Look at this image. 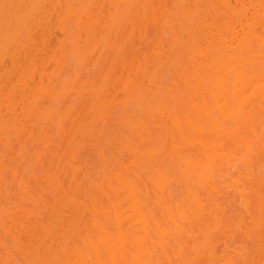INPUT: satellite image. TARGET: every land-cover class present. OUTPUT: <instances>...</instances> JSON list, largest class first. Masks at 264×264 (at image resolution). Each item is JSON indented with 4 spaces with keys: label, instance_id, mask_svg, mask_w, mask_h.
I'll return each mask as SVG.
<instances>
[{
    "label": "bare ground",
    "instance_id": "1",
    "mask_svg": "<svg viewBox=\"0 0 264 264\" xmlns=\"http://www.w3.org/2000/svg\"><path fill=\"white\" fill-rule=\"evenodd\" d=\"M167 1L168 2L170 1L172 6L201 5L200 3H202V4L211 5V7H206V9H203V7L188 8V9L176 8L174 11L173 9L172 10L170 9L172 8V6L169 7L166 5L168 3ZM8 2L25 6L21 11L22 16L34 12L38 14L40 19L43 20V23L34 21L30 24L22 25L21 26L22 32H31L33 38H29L28 36H21L22 43H19V46L15 48L11 53H9L5 49L3 42L4 23L2 19V13H0V190L3 191V195L0 194V209H1L0 216L2 215L1 217L2 219L0 218L2 221V223H0V227H1L0 229L3 228L4 230L3 229L2 230L9 235V238L10 236L11 238H13L19 231L34 232L37 234V236L43 235L45 237H47L51 233L53 239H59L64 235H72L74 237H79L81 231H87L89 228L94 227L96 224V218L98 216L105 215L106 211L110 209L112 214V221H115L117 226L122 224L125 225L124 231L126 232L143 231L145 236L148 237V239L150 240L151 237L148 236V233L153 228L155 220H158L159 218L167 217L169 220L176 221L181 225V231L183 232V235L180 237L179 241L171 245V247L177 248L181 251L173 253L171 256H169L167 252H155V251L148 252L147 248H143L139 250L135 256H132L131 254L128 253L119 252L116 246L114 244H111L107 247L106 256L104 258H113L117 256L120 259H142L144 257H147L148 259L183 258L185 260H191V261H198L199 259H200L199 261H201L202 259L203 261H207L211 259H221V258L230 259L232 256H236L240 254L239 248L241 246L244 247V256L249 258L248 245L250 244V242L246 240L248 236L245 239V241H247L248 244L247 242L244 243L243 241L244 245L241 243L239 244L240 246L236 245V247L232 249V245L227 244L230 238L229 239L226 238L227 245L223 244L224 242L222 241V239L224 240V238L228 236L223 233V230H221L219 234L213 233V229H215L216 227L215 223H213V217L216 215L217 212L224 214L225 209L227 208L229 210L227 211L226 215L227 217L230 218L233 215L231 209L239 208L243 204V205H247V211L251 213L248 219L251 222L252 228L253 226L256 227L253 229H257V226L261 228L260 227L261 219L259 217L261 197L259 198V196H256L258 197L257 201L259 204L255 206L256 197L254 196V193H256L257 190L258 191L260 190L259 191L260 193L262 191L263 186H262V178H261V169L264 168V157H262L261 155L260 137H259V129L261 123L260 121L261 109H260V99H259L260 90L258 87L255 89V93L251 97V99L255 101L251 109L254 132L252 137L248 138L246 141L247 143L255 144V151L252 155L251 160L249 161L251 165L250 173H249L250 176L249 187H242L240 184L236 183V177L233 176V172L236 170L237 165L233 161L232 156L218 151V148L221 146L223 142L231 143L233 140H235L236 147H239V143H240L239 137L233 136L230 130L223 129L216 115H214V112L219 107L217 101H219L220 103L224 102L221 99L222 93L215 97L209 95L207 98H205L204 93L202 91H197L194 85L186 86L180 91L174 88L161 89L157 87L150 91L145 90L144 95H136L134 94L133 91L127 90L124 86H122L124 87L122 88V90L124 89L123 91H125L124 94L128 95V98H130L127 99L128 103L126 102L127 104L125 105V107H127L128 104L129 107L136 105L137 107L136 112L139 113L142 116V118H139V116L136 115V113L134 112L135 109L128 111L129 114L128 119L122 121V125L124 126L125 131L120 133L121 136H119L118 138L119 142L118 140L116 142L119 147L117 148L118 150L115 151V153L107 151L106 148L103 147L102 143L99 141V137L101 138L102 136H104L105 132L107 131L106 126L108 125L111 115V114L109 115L108 113L112 111V108L114 106H118L119 103V100L118 99L116 100L115 98L116 97L115 90L117 89L115 88L114 89L115 92L113 93L111 91V87H113V83L117 79L116 76L115 77L113 76L114 78H111L112 80L109 79L110 81L109 83H107L106 86L103 87L104 89L101 88L97 92H95L96 90H94L93 92L95 94L93 93V95L95 96L91 99H93L95 103L93 101H90L92 102L90 106H93L96 104V100L98 102V99L103 98L101 101L103 103L102 108H105L104 112L106 113L98 117L99 118L98 120L100 122L98 124L100 125L102 123L100 127L101 130L97 128L95 122L94 123L92 122L93 123L92 125L89 124L90 126L93 127L92 129L89 125H87V123L85 122L86 119L88 123L91 122L88 120L89 117L87 115V112H84L83 110L82 111L84 112V114L82 113V111L81 113L83 114L85 119L83 118L82 119L83 121L84 120L85 121L79 122L77 126L78 128L76 129L75 127H73V125L75 126L77 121V119L74 118L76 113L73 112L74 110L73 111L70 110L68 112L69 113L68 116L72 121V128L69 130V132L66 135H63V137L64 136L65 137L62 139L63 140L65 139L64 141H66V143L67 142L70 143L75 139L77 133H79L78 131L82 129H84V131H80L83 133H80L81 135L79 136L84 135L85 138L83 137H81V139H78L79 137L76 138L77 140H79V141L76 140V143L78 145H76L75 148H69V151L71 149V152H69V156L67 155L68 157H66L65 160L66 165L64 170L66 168L68 169L70 166L71 169L70 168L69 169L73 170L71 171L73 174L70 172L72 175L67 176L66 174L69 172L65 173V177L71 176V178L73 179V180L71 179L73 181V184L71 185L70 189H68L67 186L71 184L69 183L71 181L66 182V180H62L60 175H58V173H55L54 181L49 182L45 180L47 184L49 182L51 186L50 189L52 191L50 192L52 194L54 193L53 196L52 195L51 196L55 198V203H54L55 205L53 204L54 206H51L52 203L48 201V198L50 196L46 198L47 202L50 205L49 204H48L49 206L47 204L44 205L45 209L47 210H49L47 207H50L51 213L49 214L53 216V218L49 222L46 223L44 220H42L41 211H38L39 207L38 210L32 207H31L32 209L30 207H27V205L31 206L30 203L24 206L22 209H18V210L16 208H15L16 210H14V208L10 206V204H14V201H10L9 198L6 197V193H4V190H6L5 188L6 177L4 174V169L6 167L7 161H9V163L12 164L10 162L12 161L11 157L16 158L14 157L15 155L13 154L15 153V151H13L14 139H16L18 142L17 144L14 141L17 144V145L15 144L16 146H19V144L23 146L22 149L19 146L18 148L19 151H22L25 146V149L23 150L22 153L24 152L25 154L30 153L29 157H31V155L33 154H34L33 156H36L37 158L43 156V159L47 162V160H49L48 153L43 154V153H36L35 151L32 152L31 150H29L30 146H33L35 145V142L39 143L44 138H46V140L43 142L45 143L46 146L45 149L48 150L47 148H49L52 143V140L50 141L52 137L49 138L50 136H52V134L50 135L49 133L46 132L52 129L51 126L53 128H56L55 129L56 132L58 133L62 132V134H64L63 133L64 117H62L63 114L61 115V118L59 119L58 122L56 117H58L59 114H61L62 112L59 113L58 111L55 110L54 107L51 109L50 113L45 114L46 118L43 119L44 123L42 121V124H40L41 126L44 125V127L42 128L44 130L41 129L40 132L41 127L38 130V135L40 136L41 140L39 137H38L39 139L37 138L38 135L36 134V131L35 133L32 131H28L26 136L21 135V133L25 129L33 128L31 123L34 118L37 121L42 120L41 118H38V114L41 112L40 109L30 110L26 108V100L34 91L31 85L36 82L35 84L36 88L40 90L39 98L42 100L46 96L47 90L55 84L56 81L55 79H57V77L60 76L61 74L60 71H62L61 69L64 66V63L60 62L61 56L63 55V50L66 46L65 43H67V41L64 39V36L66 37L67 34H70L71 29L69 30L68 33L67 32L68 29H66L67 27L65 28L64 24L58 22L59 13L61 11H65V12L70 11L73 16L79 18V16L83 15L85 12L84 9L81 8L76 9V7H72L71 9L65 7L64 9L58 10L57 8L52 7L53 5H64V6H69V5L79 6L84 4L97 5L99 7L95 9V15L86 16L85 23H90V24L94 23L101 16L107 19L108 17L118 12L121 18H127L129 22V26L132 23L131 24L132 26H130L131 29L133 28L134 25V28L136 27L134 31L136 29L139 30L138 32L137 31L135 32H137V35L140 38L139 40L137 39L136 40L137 42H135L132 45L131 43H133L135 39H133L134 41L131 40L132 41L131 42L128 38L130 37V35H132L133 29L131 33H128L127 30H123L119 27V25H117L115 29H109L107 32H105L104 29L101 27L99 36L95 35V33L93 34L92 46L87 51V55L91 57L93 55L92 53L97 49L98 44H101L100 42H103V44L100 45L101 53L98 52L96 58L97 59L100 58L106 52L105 55H103L104 58L101 57L102 59L106 60L107 54H110L109 51L107 53V50H112V48L118 45L119 41L117 36L121 35L120 33H122L123 31L126 37V39L124 38L125 41L128 39L129 42H131L130 44H128L131 45V49L136 47L138 42H140L139 43L140 47H138V50H141L142 53L139 51L138 53H141L144 56L137 53L138 59H137V54L136 57L132 58L133 61L134 60L138 61V62L137 61L134 62L137 64V65L135 64L136 65L135 69L133 64H128L129 68L128 65H125L127 66L128 70L130 69V66L133 67L134 71L132 69H130L129 71H133L135 73L131 72L133 74H130L125 66L122 67L123 69L125 68V70L127 71V75H126L127 79L123 77L124 80L122 79L123 80L122 84L127 85L131 81H134L137 78L143 80L146 75L145 70L147 69L148 61L146 58L147 55L145 56L146 53L144 52L145 53L144 54L143 51H145L144 42L146 41V37L149 34L147 33L146 35L147 27L144 29L145 31L143 30L142 27H145V24H147L146 22H148L149 20H151L150 22H152L149 24H155L157 27L162 22L161 25L162 27H164L165 19L163 18H165L164 13L166 12L168 13V15L166 13V16L169 15L172 16L173 14L175 15V17H177L176 18L177 20L179 19L178 22L180 21V23L177 24L180 30L179 29L178 30L184 33L185 35H187L188 37L186 40L176 42V37H175L176 35H174L175 39H173L174 40L173 43H175L176 48L177 49L178 47L179 49L182 48V50L185 51L187 57L189 58L188 65L186 64L183 65L184 67L182 68L181 72L177 73V82H179L180 79L198 80L205 71L212 69L213 64L219 66L220 64L223 63V61L231 60L232 57L230 55H225L226 52H238L241 54H248L250 52V49L247 42L242 43L240 39H234V40L227 39V36L229 34H231L233 37L235 36L237 25H239L240 31L245 32L247 34L249 42H255V50L251 51V54L255 57L256 61L258 62L259 35L261 32H264V25L261 24V15H262L261 0H164V2H161V0H8ZM162 3L167 7L164 8L131 7V6H158V5H162ZM114 4L128 5L130 7L113 10L109 6ZM171 4L168 3V5ZM30 5H47L49 7H43V8L38 7L32 9L28 7ZM237 6L240 7L237 8ZM161 9L163 10L165 9L164 10L165 12L163 11L164 13L161 12L160 14V11H162ZM249 9H251L250 19L253 22L251 23L250 27H246L245 23L240 22L241 17L238 15V12L248 13ZM158 16L160 19H158ZM54 17L56 19H54ZM147 18L150 19L147 20ZM134 21H140V23L133 24ZM150 26L151 25H149L147 29V31L149 30V33H151L150 32L151 30L149 29ZM57 30H60L61 33L63 32L64 35L62 36L63 38H60L56 35L58 38H60V39L56 38V40L60 41L59 43L58 41L56 42L57 43L56 46L53 43L56 41V40L54 41V34H56L57 32L59 34V31ZM114 32L115 33L117 32L116 35H113V37L115 36V39L112 38V34H114ZM155 34H156L155 38L157 39H153L151 41L154 40L157 41L159 43V50L165 52L163 50H165L166 47H163L164 42L163 41L161 42V38H162L161 35L159 34V32H158L159 36L157 35L156 32ZM128 35L129 37L127 38ZM112 40H115L116 42L118 41L116 43L117 45L115 43H112ZM125 44L127 45V43ZM120 45L121 44L119 43V46ZM153 47H155V44H153ZM119 48L121 49V47ZM129 48L130 47L127 46L128 50ZM170 49H172V46L171 48H169V50L167 49V52H169ZM115 50L119 52L118 47H115ZM122 51L123 50H120L121 53ZM133 51L135 50L133 49ZM58 52L60 53V55H58ZM111 52L113 53V51ZM125 52H131V51H125ZM99 53L100 55L98 57ZM133 53L134 52H131L132 55ZM122 54L125 55V53ZM122 54H120V56H122ZM166 55L168 56L167 53ZM166 55H164L161 58L158 65L159 75L161 79H164L167 74L166 71H165L166 73L163 72V70L166 68L165 66L168 65L167 67L170 70V68L174 66L173 64H175L172 63V61H169L168 59H166L165 61ZM116 56H117V52L115 54V57ZM130 56L128 58L132 60ZM95 59L92 60L93 64L97 60ZM100 59H98L99 61L95 64V66L92 65V62L90 64L86 63L80 65L81 66V69L79 68L80 71L77 72L76 70L75 73L77 74L78 77L81 75H86L87 73L85 71L87 70V72H89L91 70L89 66L93 68L97 67L100 61L102 60ZM104 62L105 61H103V63ZM49 63L55 64V67L54 65H52V70L50 69L51 67L48 66L50 65ZM168 63L171 64L172 66H169ZM46 65L49 67L50 71H53L54 75L53 74L48 75V73H50L49 70H47L49 72L46 73L45 71L46 69L43 68L46 67L48 69ZM32 66L39 68V69L37 68V71L36 68L34 69V74L35 71L38 74L36 73L37 76H35L32 70L30 71L32 73L28 75L29 77L27 79V73L29 70H31ZM40 66L42 67V69H44L43 71L41 70ZM173 70L174 68L173 69L171 68L170 71ZM38 75L40 76L39 78L41 79V81L39 79L40 81L39 83H37V80L35 79L36 77H38ZM105 79L108 82L107 78ZM119 80L121 79L119 78ZM241 87H243V85H241ZM82 88L83 91L79 89L76 90L70 89L68 92L60 93L58 100L60 99V102L61 99L63 100V98L65 99L70 98L71 100V97L72 98L74 97L73 99L76 98L75 100H77L83 94L88 92L87 91L88 86L82 85ZM12 91L14 92V96L16 98L18 96L17 99L16 98H14V100L12 99L13 97V95H11ZM109 91L112 94L111 93L107 94V92ZM114 93H115L114 95L115 97L113 96ZM241 99H245L246 103L248 102V100L243 96L241 97ZM123 102L125 101H121L120 103ZM120 103L118 108L123 107L121 105H123L124 103L121 105ZM58 106H57V110H58ZM95 106L96 108H98L97 104ZM95 106L91 107L94 108L91 112H94ZM62 107H64V105ZM91 108L90 107L88 108L89 111L91 110ZM85 109L87 110V108ZM97 110L99 109H96L95 113L96 114L100 113ZM76 111L78 113V116L80 117L81 114H79L78 110ZM131 112L132 113L134 112V114H132ZM19 118L22 120H20ZM55 118H56V122H55ZM169 122L172 123L174 129L180 134H183L184 131H188L189 129H194V133L189 137L187 144L185 146L186 150L188 148H194L197 152L204 153L206 155L207 150L210 149L213 151L214 155L220 160V164L217 165L214 176L210 175L207 172V170H205L202 166H199L194 163L192 165L193 171L191 172L181 171V174L179 176H173L168 178L167 183L171 185L167 193V201H169V203L165 207H160L158 204V200L160 198L157 197L156 184L154 182V177L157 174H159L160 169L152 167L151 158L146 159L144 154L139 152L138 149L144 144L152 143L154 140L159 141L160 139H167L168 133L170 131V129L167 127V124ZM82 123L85 124L83 125ZM17 124H19V127H17ZM45 126L47 127V130L49 128L51 129L47 131ZM93 129H95V131H93ZM8 130H12L13 136L12 135L6 136V131ZM42 131H44L45 134H48L50 136L46 135V137H43L44 133L42 136L41 135ZM127 131L129 135L126 134ZM158 132L161 133V135H157ZM94 134L98 135L99 137L97 138V136H95ZM33 138H35V140H33ZM88 138L89 139L91 138L90 141L93 140L99 146L100 155H98V157H100L99 161L101 159L100 161L101 163L100 162L99 163L102 169H97L98 167H93V166L91 168V164L89 162H87L88 165L87 163H85L84 165L83 159L84 162H86L87 159L75 156L79 152V148L83 146L81 145L82 142L84 143L85 140H87ZM83 139L85 140L83 141ZM78 142L80 143V145ZM87 142H89V140ZM3 145L7 149V154L4 153V151L6 150L3 149L5 148L1 147ZM76 148H77V153L75 152ZM83 148L81 149L83 150ZM18 150H16V152H18ZM82 150L80 153H83ZM169 152H171V148L169 149ZM83 154L80 155L78 153V156H82ZM16 155L18 156L19 152L16 153ZM125 156L128 157L127 162H125L124 160ZM18 158L20 157L18 156ZM165 158L169 160L171 159L169 154H165L164 156H159L157 158V162L162 161ZM67 160L69 161V163ZM65 161L63 160L62 162ZM17 162L15 163V165L18 164V167L20 168L19 163L22 161H20L19 163ZM67 165L68 167H66ZM7 166L10 167L11 165H8L7 163ZM49 169H50V164H49ZM67 169L66 171H68ZM16 171L17 170L15 169L13 170V175H15ZM20 174L22 175L23 173ZM78 176H80L79 177L80 180L78 179ZM33 181H35L34 177H33ZM83 181H85L86 183ZM65 182L66 184L67 183L69 184L66 185ZM257 184L259 185V188L256 190V187H258ZM17 188H19L18 184H17ZM193 188L199 189L202 193H207V195L197 196L196 199L193 200V196L195 195V193H193L192 191ZM32 190H33L32 187L27 188L25 190V194L31 198V201L36 202L35 204L37 206H41L39 203L40 199L36 198L37 195L36 196L33 195ZM35 191H36L35 193L37 192L39 193L38 189ZM42 193H44V191L41 190V195L39 193L38 198H42L43 196H45L44 195L45 193L44 194ZM249 194H250V200H244L243 197L249 196ZM46 195H48V192ZM238 195L241 196V200L239 201L236 199ZM4 196L6 197L5 199H3ZM6 200L9 202L8 204H6ZM23 201L25 200L23 199ZM126 202H129L127 208L123 207V205ZM142 207L144 208L143 212L140 211ZM153 208L158 209L159 217L156 218L153 217ZM256 212H258V214H255ZM21 213H23V215ZM6 214L9 216V226H7V228L5 225ZM237 215H241V213H237ZM177 218L179 219L177 220ZM33 221H35L34 223L36 224H34ZM247 230H249V228L245 229V234H247L246 233ZM209 233H213V235H209ZM222 233L224 234V236H222L223 235ZM249 233L247 235H249ZM1 238L2 237H0V249L3 248V250H1L0 252L5 251L2 256L0 255L2 261H5L7 259H14L15 258L14 256H11L6 252L5 242ZM49 243H52V241H49ZM165 246L168 247V245ZM225 251L229 253L227 257L223 256ZM181 252L183 253V255H181ZM69 258L83 259L84 257L78 256V257H69ZM88 258H92V257L89 256ZM96 258L100 259L101 257L98 256Z\"/></svg>",
    "mask_w": 264,
    "mask_h": 264
},
{
    "label": "snow or ice",
    "instance_id": "2",
    "mask_svg": "<svg viewBox=\"0 0 264 264\" xmlns=\"http://www.w3.org/2000/svg\"><path fill=\"white\" fill-rule=\"evenodd\" d=\"M25 6L14 3H9L8 0H0V13H2V19L4 23V35L3 42L5 49L11 53L15 48L22 43L21 36H28L33 38L31 32H22L21 26L30 24L32 22L43 23L36 13H28L24 16L21 15V11ZM32 9L49 7L47 5H30ZM52 7L58 10L67 7H79L84 9L83 15L79 18L73 16L70 11H61L59 13L58 22L66 25L71 29V33L67 35L66 46L61 56V61L66 65L65 71H62L60 76L56 79L55 84L49 88L46 92V96L41 100L39 98V89L36 88L35 83L31 85L33 93L26 100V108L30 110L40 109L38 118H46L45 114L50 113L51 109L55 107L54 101H58L59 94L68 92L70 89H79L83 91L81 80L90 79L84 75L77 76L75 72H72V67L75 66L77 72L82 64H90L95 59V54L91 57L87 55L88 49L92 46L93 34L99 36L101 27L107 32L109 29H115L117 25L123 30H127L129 22L127 18H121L117 12L107 19L101 16L94 23H85L86 16H94L97 5H79V6H64L53 5ZM111 9L116 10L120 8L130 7L128 5H111ZM131 7H157L164 8L165 5L158 6H131ZM211 7V5H173L172 8H200ZM240 6H237L239 8ZM261 24L264 25V0H261ZM241 17L240 22L245 23L246 27H250L251 21V9L248 13L238 12ZM54 19H56L54 17ZM165 26H174L177 23L175 16H166ZM133 23H140V21H134ZM188 37L177 29L176 42L186 40ZM227 39H240L242 43H248L250 52L248 54H241L238 52H226L225 55H230L231 60H225L219 66L212 65V69L205 71L198 80H186L180 79L177 82V73H180L183 65L187 63V56L180 52L175 43L172 45V51L169 53V59L175 63V69L169 71L164 79L159 75V62L165 55V52L159 50V43L157 41H150L145 52L147 54L148 66L145 78L140 80L139 78L131 81L129 84L124 85L127 90L133 91L136 95H144L145 90H152L154 88L182 90L186 86H195L197 91H202L205 98L209 95L215 97L222 93L221 99L224 101L219 104V107L214 112L221 127L225 130H230L232 135L239 137V147H236V141L231 143L223 142L218 148L219 152L227 155H231L233 161L236 163L237 168L233 172V176L236 177V183L242 187L250 186V163L252 155L255 151L254 143H247V139L251 138L254 132V126L252 124V105L254 100L251 97L255 93V89L258 87L260 90V150L261 155L264 157V32L259 35V61L257 62L255 57L251 54V51L255 50V42H249L248 36L245 32L239 30L237 25L236 34L233 37L231 34L227 36ZM155 44V47H153ZM165 51H167V46ZM58 55L60 53L58 52ZM223 59V58H222ZM186 75V74H185ZM243 85V87H241ZM245 97L248 102H245ZM118 100L126 101L128 96L126 94H120L117 96ZM129 111L132 109L129 108ZM113 115L119 117L120 112H113ZM19 127V124H17ZM170 129L167 139L154 140L150 144L142 145L138 151L143 153L145 158H151V166L159 168V174L154 177L156 184V194L160 199L158 204L160 207H165L169 201H167V193L171 185L167 183L168 178L173 176H179L181 171L191 172L193 171L192 165L195 163L202 166L207 172L214 176L216 167L220 164V160L214 155L212 150H207V154L199 153L194 148H188L185 146L189 137L194 133V129L184 131L183 134L178 133L171 122L167 124ZM99 128V124H97ZM28 131L35 132V129H25L21 135L26 136ZM95 131V129H93ZM123 131V129H122ZM12 130L6 131V136H11ZM161 135V133H157ZM171 148V152L169 149ZM31 151H41L40 145H33L30 147ZM13 151H15V145H13ZM7 154V149H6ZM169 154L171 159L165 158L162 161L157 162L159 156ZM35 160V166L29 167V173L23 177L19 171L15 172L13 176L14 165L12 167L7 166L4 169L6 177L5 183L8 186V192L11 201L14 204H10L11 207L16 209H22L23 198L25 196V190L33 184V177L36 180H47L49 182L55 180V173L52 170L47 169V164L43 159V156L37 158L33 156ZM128 157L125 156L124 160L127 162ZM262 186H264V168L261 169ZM19 184V188L16 186ZM15 189V191H14ZM193 200L197 196H206L207 193H202L199 189L193 188ZM236 199L241 200V196H237ZM244 200H250L249 196L243 197ZM9 202L6 201V204ZM126 202L123 207L127 208ZM229 209H225L224 214L219 212L213 217V223L216 227L213 229V233L219 234L221 230L225 235L231 237L229 240L230 245H236L239 241L240 235L245 229L251 228V222L248 217L251 215L247 211V205H241L239 208L231 209L233 215L229 218L226 213ZM141 212L144 211L142 207ZM241 213V215H237ZM153 217H159V211L157 208H153ZM260 218H261V258L258 264H264V187H262L261 202H260ZM179 218H177L178 220ZM111 221V222H110ZM9 223V216H5V225ZM125 225L117 226L115 221H112L111 210L106 211L105 215L98 216L96 218V224L94 227L89 228L87 231H81L79 237L72 235H64L59 239H53L50 233L47 237L40 235L37 236L34 232L19 231L13 238L5 236V250L6 252L14 256V259H7L0 261V264H257V261L244 256V247L239 248V255L232 256L230 259H211L207 261H191L183 258H169V259H148L144 257L142 259H120L117 257L104 258L106 256V249L109 245L114 244L119 252L128 253L135 256L137 252L143 248H147L148 252H167L169 256L173 253L181 251L177 248L171 247L172 244L179 241L183 235L181 231V225L169 220L167 217L159 218L155 220L153 228L148 233L151 237L149 240L145 236L143 231H124ZM209 233V235H213ZM52 241V243H49ZM165 245H168L166 247ZM248 257L254 253V248L248 246ZM21 253H26L27 258H21ZM181 255L183 253L181 252ZM229 253L225 251L224 257H227ZM83 256V259H71L69 257ZM91 256L92 258H88ZM101 257L97 259L96 257Z\"/></svg>",
    "mask_w": 264,
    "mask_h": 264
},
{
    "label": "rangeland",
    "instance_id": "3",
    "mask_svg": "<svg viewBox=\"0 0 264 264\" xmlns=\"http://www.w3.org/2000/svg\"><path fill=\"white\" fill-rule=\"evenodd\" d=\"M161 2H164V0H161ZM168 2V1H167ZM166 2V3H167ZM165 3V4H166ZM169 4H171V2L169 1L168 2ZM168 3L166 4L167 6H172V4L171 5H168ZM201 5H207V4H202V3H200ZM162 5H164L163 3H162ZM165 5V6H166ZM76 6H78V5H76ZM77 8H79V7H76V9ZM167 9V8H166ZM171 10L173 9V8H170ZM203 9H206V7H203ZM79 10V9H78ZM162 11H160V14H161V12H163L164 10L163 9H161ZM169 10V9H168ZM175 11V10H174ZM203 11V10H202ZM165 12V11H164ZM163 12V13H164ZM205 12V11H204ZM167 13V12H166ZM166 13H164L165 14V16L164 17H166ZM150 14V13H149ZM159 14V15H160ZM170 14V13H169ZM167 15H168V13H167ZM162 16V15H161ZM169 16H171V15H169ZM172 16H175V15H173L172 14ZM151 18V17H150ZM149 18V19H150ZM177 18V17H176ZM148 18H147V20H149ZM158 19H160L159 18V16H158ZM164 19V18H163ZM146 20V21H147ZM177 20V19H176ZM179 20V19H178ZM178 20H177V23H180V21L178 22ZM151 20H149L148 22H146L147 24H145V27H142L143 28V30L147 27V29H148V26L149 25H151L150 27H149V29L151 30L150 32L151 33H149V30L147 31V29H146V35H147V33L150 35H148L147 37H146V41L148 42H146L145 40V44H144V47H145V49L147 48V46H148V44H149V42L151 41V40H153V39H157V38H155L156 37V34H155V32L157 33V35H158V32H159V34L161 35V37L163 38V40H162V38H161V42L163 41L164 42V44H163V47H166L167 46V49L169 50V48H171V46H172V44H173V39H175V37H174V35H176V31H177V29H179V26H178V24L176 23L174 26H172V27H170V26H168V27H165V25H164V27H162V25H161V23H160V27L158 26H156L155 24H149V23H152V22H150ZM132 24V23H131ZM130 24V26H132ZM133 24H135V23H133ZM147 25V26H146ZM128 27L127 28V31H128V33H131L132 32V29H133V32H132V35H130V37H129V35L127 36V38L131 41V40H133V39H135V41L133 42V43H131V42H129V40L126 42L125 41V39H126V37H125V33H120L121 35H118L117 37H118V45L116 44L117 42L115 41V40H112V43H115L117 46H115V47H118V49H119V52H120V50H123L122 51V53H125V55L124 54H122L121 52L119 53L117 50H115V47L114 48H112V50H107V53H108V51H109V53L110 54H107V59L106 60H104V59H102L101 57H103V55H105V50H104V54L100 57L103 61H105L104 63H103V61L100 59V58H98V59H100L101 61H100V63L98 64V66L97 67H95V68H93V67H91V66H89V68H91V70L89 71V72H87V70L85 71L86 73V75H84V76H86V77H91L90 79H85V80H81L80 81V83H81V85H83V86H88V88H87V91L89 92H87V93H85V94H83L81 97H79V99H77V100H75V99H73L72 97H71V100H70V98L69 99H65V98H63V100L61 99V102H60V99L58 100V101H55L54 103H55V110L56 111H58L59 113H61V114H59V116L58 117H56L57 118V120H58V122H59V119L61 118V115H62V117H64V134H62V132H60V133H58V132H56V128H53L52 126H51V128H49V129H51L50 131H48L47 130V127L45 126V128H46V130L48 131V132H46V133H49L50 135L52 134V136H50V135H48V134H45L44 133V131H42V136H43V133H44V136L43 137H46V135L47 136H50L49 138H51L50 139V141L52 140V143H51V145H50V147L49 148H47L48 150H46L45 148H46V146H45V143L43 142V141H45L46 140V138H44L42 141H40L39 143L38 142H35V145H40V147H41V151H35L36 153H43V154H47L48 153V156H49V160H47V162H46V164H48L47 165V169L48 170H52V171H54V173H58V175H60V177H61V179L62 180H66V182H69V181H71V182H69V183H71L70 185H68L67 187H68V189H70V187H71V185L73 184V179L71 178V176L70 177H65V173H67V172H69V173H67L66 175L67 176H69V175H72L73 173L71 172V171H73V170H70L71 168V166L67 169L68 171H66V169L64 170V168H65V165H66V157H68L69 156V152H71V149H70V151H69V148H75V146L76 145H78L77 143H76V138H78V139H81V137H83V138H85V136L84 135H82V136H79V135H81L80 133H83V132H80V131H84V129H82V130H79L78 132L79 133H77V135H76V137H75V139L72 141V142H67L66 143V141H64L62 138H64L63 137V135H66L68 132H69V130L72 128V121L70 120V118H69V111L70 110H74L73 112L74 113H76L75 114V116H74V118H76L77 119V121H76V124H75V126L73 125V127H75L76 129L78 128L77 126H78V124H79V122H84L83 121V119H85L84 118V116H83V114H84V112H87V115H88V120L91 122V123H88L87 122V119H86V123H87V125H89V124H93L94 122H95V125L97 126V124L98 123H100L99 122V118L98 117H100V116H102L104 113H106V112H104L105 111V108H102V105H103V103L101 102L102 101V99L103 98H100V99H98V102H97V100H96V104H97V107L98 108H96V104L95 105H93V106H90L91 105V103L92 102H90V101H93L94 102V100L93 99H91V98H93L95 95H93V91L94 90H96L95 92H97V91H99L101 88L102 89H104L103 87L104 86H106L107 85V83H109V81L110 80H112L111 78H114L115 76L117 77V79H116V81H114V83H113V87H111V91H112V93L113 92H115L116 93V97L114 96L115 95V93L113 94V96L116 98V100H117V96L118 95H120V94H124L125 93V91H123L122 90V88H124V87H122V86H124L122 83H123V77H127L126 75H127V71L125 70V68L123 69L122 67L123 66H125V65H128V64H133V66H134V69H135V66L137 65L136 63H134V62H136L137 60H134L133 61V57H136V54L138 53V51L139 52H141L142 53V51L141 50H138V47H140V42H138V44H137V46L136 47H134L133 49L135 50V51H133V49H131V45H128V44H134L135 42H137L136 40L138 39L139 40V36L137 35V32L139 31L138 29H136L135 31H137V32H135L134 31V29L136 28H134V25H133V28L131 29V27ZM153 26V27H152ZM177 27V28H176ZM65 28H66V25H65ZM66 29H68L67 30V32L69 33V30H70V28H66ZM159 29V30H158ZM142 30V31H143ZM180 30V29H179ZM57 31H59V34H58V32L56 33V34H54V41L56 40V38L57 39H60V38H63L62 36L64 35L63 34V32L61 33L60 32V30H57ZM71 31V30H70ZM145 31V30H144ZM56 32V31H55ZM126 32V31H125ZM117 33V32H116ZM116 33L114 32V34H112V38L113 39H115V36L113 37V35H116ZM136 33V34H135ZM145 34V33H144ZM58 37H60V38H58ZM67 35H69V34H67ZM67 35H66V37H67ZM127 35V34H126ZM134 35H136V36H134ZM56 36V37H55ZM159 36V35H158ZM66 37L64 36V39L66 40ZM135 37V38H134ZM149 37V38H148ZM125 38V39H124ZM117 39V38H116ZM64 40V41H65ZM124 40V41H123ZM58 40H56L53 44H57L56 42H57ZM67 41V40H66ZM113 41H115V42H113ZM60 41H58V43H59ZM127 43V45L125 44V43ZM101 44H103V42H100ZM119 43L121 44L120 46H119ZM125 45H124V44ZM101 44H98V47H97V49L92 53V54H95V58H96V55H97V53L98 52H100L101 53V48H100V45ZM123 44V45H122ZM166 44V45H165ZM55 45H54V47H55ZM65 45H66V43H65ZM139 45V46H138ZM57 46V45H56ZM60 46V45H59ZM127 46H129L130 48H129V50L127 49ZM102 47V46H101ZM119 47H121V49L119 48ZM176 47V46H175ZM104 49V48H103ZM102 49V50H103ZM115 50V53H114V50ZM117 49V48H116ZM127 49V50H126ZM131 49V50H130ZM52 50H54V49H52ZM99 50V51H98ZM143 50H144V48H143ZM178 50L180 51V52H183L185 55H186V53H185V51L184 50H182V48H180L179 49V47H178ZM111 51H113V53L111 52ZM125 51H131V52H134L133 53V55L131 54V52H125ZM163 51H165V50H163ZM172 51V49H170V51L169 52H167V51H165V55H166V53L168 54V56H169V53ZM116 52H117V56L115 57V54H116ZM145 51H143V53H144ZM49 53H50V51H49ZM53 53V52H52ZM100 53L98 54V57H99V55H100ZM141 53H138V54H140V55H142ZM146 53V52H145ZM144 53V54H145ZM112 54V55H111ZM118 54H119V56H118ZM120 54H122V56H120ZM138 54H137V59H138ZM130 55H132V56H130ZM139 55V56H140ZM147 54H145V56H146ZM112 56V57H111ZM131 57V59L132 60H130L128 57ZM142 56H144V55H142ZM141 56V57H142ZM167 55H166V57H165V61H166V59H168L169 61H172V60H170L169 59V57H168ZM187 56V55H186ZM109 57V58H108ZM141 57H139V58H141ZM168 57V58H167ZM104 58V57H103ZM97 59V58H96ZM95 59V60H96ZM96 60V62H94V64H93V61H92V65L93 66H95V64L99 61V60ZM110 59V60H109ZM136 59V58H135ZM94 60V59H93ZM109 60V61H108ZM140 60H142V59H140ZM167 60V61H168ZM142 61H144V60H142ZM168 61V62H169ZM188 61H189V58L187 57V63H185L186 65H188ZM138 62V61H137ZM38 63V62H37ZM52 63V62H51ZM51 63H49L50 65H48L49 67H51L50 69L52 70V65H54V67H55V64H51ZM170 63V62H169ZM168 63V64H169ZM172 63H174L173 61H172ZM136 64V65H135ZM184 64V65H185ZM164 65H166V64H164ZM174 66H172L171 64H169V66H172L171 68L173 69H175V64H173ZM36 66V65H35ZM47 66V65H46ZM47 66V67H48ZM168 65H166L164 68V70H163V72H169L170 70H171V68H170V70H169V68L167 67ZM41 67V66H40ZM49 67H48V69L46 68V67H43V68H45L46 70V73L47 72H49L50 70H49ZM126 68H127V66H125ZM184 67V66H183ZM36 67H33L32 66V68H31V70H29L28 71V73H27V79H28V75L30 74V73H32L33 72V74H34V69H35ZM38 68V67H37ZM37 68H36V71H37ZM80 69H81V66L79 67ZM128 68H129V65H128ZM128 68H127V70H128ZM39 69V68H38ZM60 69H61V67H60ZM65 69H66V65L64 64V66H63V68L61 69L62 71H65ZM130 69H132L133 71H134V69H133V67H131L130 66ZM129 69V70H130ZM33 70V71H32ZM41 70L43 71L44 69H42V67H41ZM47 70H49V71H47ZM77 69H76V67L75 66H73L72 67V72H75ZM128 70V71H129ZM30 71H32V72H30ZM35 71V76H37V72ZM44 71V72H45ZM55 71H56V68H55ZM54 71V72H55ZM62 71H60V73L62 72ZM80 71V70H79ZM78 71V72H79ZM133 71H129V73L130 74H133V73H135V72H133ZM58 72V71H57ZM131 72H133V73H131ZM165 72V73H166ZM37 73V74H36ZM56 73V72H55ZM32 74V75H33ZM54 75V73H53V71H50V73H48V75ZM111 75H112V77H111ZM129 75V74H128ZM31 76V75H30ZM114 76V77H113ZM122 76V77H121ZM132 76V75H131ZM134 76V75H133ZM40 76L38 75V77H36L35 79L37 80V83H39L40 81H41V79L39 78ZM122 80V82H121V80H119V78ZM58 78V77H57ZM105 78H107V80H108V82L106 81V79ZM39 79H40V81H39ZM110 79V80H109ZM127 79V78H126ZM125 79V80H126ZM17 80V79H16ZM15 80V81H16ZM35 80V81H36ZM45 80H47V79H45ZM56 80V79H55ZM119 81V82H118ZM124 82H126V81H124ZM86 85H85V84ZM120 83V84H119ZM32 84V83H31ZM35 84H36V82H35ZM117 85H119V86H117ZM52 87V86H51ZM117 89V90H115L114 91V89ZM84 90H86V89H84ZM180 91V90H179ZM108 93H111L110 91L109 92H107V94ZM111 93V94H112ZM95 94V93H94ZM100 94V93H99ZM11 95H13V97H12V99L14 100V98H16L15 96H14V92L12 91L11 92ZM93 95V96H92ZM176 95V94H175ZM100 96V95H99ZM112 96V95H111ZM112 96V97H113ZM128 96V95H127ZM70 97V96H69ZM102 97H103V95H102ZM106 97H108V96H106ZM17 98H18V96H17ZM16 98V99H17ZM67 98V97H66ZM114 98V99H115ZM66 101H68V102H66ZM91 99V100H90ZM95 99V98H94ZM105 99V98H104ZM128 99H130V98H128ZM74 101V102H73ZM106 101V100H105ZM104 101V102H105ZM59 104H58V103ZM62 102H65V103H62ZM121 102V100H119V103ZM127 102V100L125 101V102H123V103H120V105L121 104H123V105H121V106H123V107H119L118 108V106H119V103H118V106H114L113 108H112V111H110L108 114L110 115V119H109V122H108V125L106 126V128H107V131L105 132V135L104 136H102L101 138L98 136V135H96V134H94L95 136H97V138L99 137V141L102 143V145H103V147H105L106 148V150L107 151H110V152H112V153H115V151H117L118 149L117 148H119L118 147V144L116 143L117 142V140H118V138H119V136H121L120 135V133L121 132H123V131H125L124 129V126L122 125V121L124 120H127L128 119V109L129 108H131L132 110H134L135 109V113H136V115L137 116H139V118H142V116L139 114V113H137L136 111H137V107H136V105H133V106H131V104H130V106L131 107H129V104L127 105V107H125V105L128 103H126ZM19 103V102H18ZM57 103V104H56ZM62 103V104H61ZM95 103V102H94ZM59 105V106H58ZM64 105V107H62V106ZM117 105V104H116ZM57 106H58V110H57ZM66 106V107H65ZM95 106V110L96 109H99V110H97V111H99L100 113H98V114H96L95 113V110H94V112H91L94 108H91V107H94ZM75 107V108H74ZM87 108V110L85 109V108ZM91 108V110L89 111V109L88 108ZM59 109H61V110H59ZM85 109V110H84ZM104 109V110H103ZM76 110H78L79 111V114H81V116L79 117L78 116V113H77V111ZM84 112H83V111ZM81 111H82V113H81ZM116 111H119L120 112V115H119V117H116V116H114L113 115V112H116ZM134 112L132 113V114H134ZM96 114V115H95ZM107 115V114H106ZM85 117H87V116H85ZM56 118H55V122H56ZM83 118V119H82ZM20 119V118H19ZM36 119H37V117H36ZM82 119V120H81ZM20 120H22V119H20ZM42 121H43V123H44V120L42 119V120H39V121H37V120H35V118L33 119V121H32V123H31V125H32V129H36L35 131H36V134L38 135V130H39V128H40V132H41V129L44 127V125H40V124H42ZM23 122V121H22ZM93 122V123H92ZM124 123V122H123ZM83 124V123H82ZM81 124V125H82ZM85 124V123H84ZM83 124V125H84ZM102 124V123H101ZM101 124L99 125V129L101 130ZM52 125V124H51ZM53 125H54V123H53ZM82 125V126H83ZM48 126H50V125H48ZM90 126V125H89ZM88 126V127H89ZM91 127V129L93 128L92 126H90ZM80 128V127H79ZM122 129H123V131H122ZM42 130H44V129H42ZM99 130V131H100ZM77 131V130H76ZM39 132V133H40ZM51 132V133H50ZM35 133V132H34ZM95 133H97V132H95ZM59 134V135H58ZM60 134H62V135H60ZM85 134V133H84ZM126 134H128V131H127V133ZM129 135V134H128ZM13 136V135H12ZM61 136V137H60ZM34 137H35V135H34ZM40 138V136L38 135L37 136V138ZM42 137V138H43ZM90 137V136H89ZM38 138V139H39ZM86 138H87V136H86ZM91 139V138H90ZM90 139L88 138L87 140H85V139H83V141L85 140V142L83 143L82 141V144L81 145H83L82 147H80L79 148V154L81 155V154H83L82 156H78V153H77V148H76V150H75V152L77 153V155H75V154H73V155H75V156H77V157H82V158H86L87 160H86V162H84V159H83V164L85 165V163H87V162H89L90 164H91V168H92V166L93 167H98L97 169H102L101 168V165H100V161H101V159H100V161H99V158L100 157H98V155H100V152H99V146H98V144L96 143V142H94L93 140H91L90 141ZM33 140H35V138H33ZM37 140V139H36ZM40 140H41V138H40ZM89 140V142H87ZM121 140V139H120ZM18 144V142H17V140L16 139H14L13 140V144L15 145L16 143ZM23 141H26V140H23ZM39 141V140H38ZM75 141V142H74ZM77 141H79V140H77ZM43 142V143H42ZM74 142V143H73ZM118 142H119V140H118ZM79 143V142H78ZM114 143V144H113ZM116 143V144H115ZM16 144V145H17ZM23 144V143H22ZM69 144V145H68ZM71 144V145H70ZM15 145V153H13L15 156L14 157H16V158H13V157H11V155H10V157H11V159H12V161H10L13 165H14V169L15 170H17V171H21L20 173H23L21 176H23V175H25V174H30L29 173V167L30 166H32V167H34L35 166V160L33 159V153H31V154H33V155H31V157H29V154L30 153H28V154H25V152L24 153H22L23 152V150L25 149V146H24V149L22 150V151H19L18 150V148H19V146H20V148L22 149V145L21 144H19V146H16ZM25 145V144H24ZM79 145H80V143H79ZM95 145H97V146H95ZM27 146V145H26ZM2 148L4 147V145L3 146H1ZM31 147V146H30ZM47 147H48V145H47ZM84 147V148H83ZM97 147V148H96ZM121 147V146H120ZM5 149H3V150H6V147H4ZM81 148H83V150L81 149ZM20 149V150H21ZM28 149H29V146H28ZM16 150H18V152H19V157L20 158H18V156L16 155V153H18V152H16ZM27 150V149H26ZM81 150L83 151V153H80L81 152ZM43 151H46V152H43ZM51 151V152H50ZM72 151H73V149H72ZM21 152V153H20ZM26 152H29V151H26ZM31 152V151H30ZM32 152H34V151H32ZM4 153H6V151H4ZM54 153V154H53ZM117 153V152H116ZM13 154H12V156H13ZM21 154H23V155H21ZM118 154V153H117ZM52 155V156H51ZM68 155V156H67ZM72 155V154H71ZM46 156V155H45ZM53 157V158H52ZM71 158V157H70ZM10 159V160H11ZM14 159H16V160H14ZM68 159V158H67ZM51 160V161H50ZM65 161V162H62V161ZM69 160V159H68ZM67 160V161H68ZM18 161V162H17ZM20 161H22V162H20ZM70 161V160H69ZM69 161H68V163H69ZM14 162V163H13ZM19 163L20 165V168L18 167V164H16L15 165V163ZM48 162H50V163H48ZM100 162V163H99ZM7 163H8V165H11L10 167H12L13 165L12 164H10L9 163V161H7ZM71 163H72V160H71ZM49 164H50V169H49ZM87 165H88V163H87ZM17 168H16V167ZM66 167H68V165L66 166ZM96 169V168H95ZM64 170V171H63ZM61 172V173H60ZM72 174H71V173ZM259 172V171H258ZM257 172V173H258ZM81 174H83V173H81ZM57 175V174H56ZM13 176H15V175H13ZM83 176V175H82ZM64 177V178H63ZM79 177L80 176H78V179H79ZM6 179V178H5ZM72 179V180H71ZM84 179V178H83ZM80 180V179H79ZM81 181H82V178H81ZM66 182H65V184H66ZM83 182H85V181H83ZM69 183H67V184H69ZM86 183V182H85ZM257 183V182H256ZM256 183H254V184H256ZM66 184V185H67ZM85 185V184H84ZM18 186H19V184H18ZM257 186L258 187H256V185H255V187H256V190L259 188V185L257 184ZM31 187H32V192H33V195H37L36 196V198L37 199H40L39 200V203H40V205L41 206H37L35 203L36 202H34V201H31V198L28 196V195H26L25 194V196H24V200L25 201H23L24 203L23 204H25V206L27 205V204H31V206H28L27 205V207H32V208H34V209H37L38 210V207H39V210L38 211H41V217H42V220H44L46 223L47 222H49L52 218H53V216H51V214H49V213H51V211H50V207H47L49 210H47V209H45V207H44V205L45 204H49L48 202H47V199L46 198H48L49 196V198H48V201H50V203H52L51 204V206H54L55 204V198H53L52 196H53V194L51 193L52 191H51V189H50V184H49V182H48V184L45 182V180H43V179H41V180H37V182H36V179H35V181H33V184L31 185ZM37 187V188H36ZM38 187H40V188H38ZM264 187V186H263ZM5 188H6V190H7V192H8V186L5 184ZM16 188H17V186H16ZM18 189V188H17ZM38 189V191H39V193H40V195H41V190L42 191H44V193H42V194H44L45 196H43V197H45V198H38V194L37 193H35L36 191L35 190H37ZM261 189V188H260ZM6 190H4V193H6V197H8L9 198V200L11 201V199H10V196H9V192H8V195H7V192H6ZM72 190V189H71ZM2 190H0V194H2L3 195V191L1 192ZM14 191H15V189H14ZM51 191V192H50ZM69 191V190H68ZM74 191V190H73ZM260 191V190H259ZM258 190H257V192L256 193H254V196L256 197V196H259V198L261 197V195L260 194H262V191H261V193L259 192ZM47 192H48V195H46L47 194ZM71 193V192H70ZM73 194V193H72ZM52 195V196H51ZM47 196V197H46ZM5 196L3 197V199H5L6 198ZM41 197V196H40ZM83 197H84V195H83ZM82 197V198H83ZM35 198V197H34ZM2 199V200H3ZM256 199V204H255V206H257L259 203H258V197H256L255 198ZM8 200V199H7ZM6 200V201H7ZM29 201V202H28ZM41 201V202H40ZM3 202H5V201H3ZM38 203V204H39ZM54 204V205H53ZM46 205V206H47ZM50 205V204H49ZM48 205V206H49ZM31 208V209H32ZM1 210V209H0ZM14 210H16L15 208H14ZM18 210V209H17ZM48 212H47V211ZM52 210V209H51ZM1 212V211H0ZM21 212V211H20ZM22 215H23V213H21ZM48 214V215H47ZM255 214H258V212H256ZM49 216V217H48ZM258 216V215H257ZM256 216V217H257ZM2 217V215L0 216V218ZM260 217V216H259ZM2 219V218H1ZM1 219H0V223H2V221H1ZM258 219V218H257ZM261 219V218H260ZM35 221H33V223H34ZM34 224H36V223H34ZM7 226H9V223H8V225ZM261 227V226H260ZM1 228V227H0ZM253 228H256L255 226H253ZM252 228V226H251V228H249V230H247V234L249 233V235H247V234H245V231L240 235V238H239V241H238V243L236 244L237 246H240L239 244H243V241H244V243L245 242H250V246H252V248H254V253L249 257L250 259H254L255 261H257V264H258V262H259V260H260V258H261V241H262V234H261V228H259V226H257V229H253ZM260 229V231H259V229ZM3 229V228H2ZM2 229H0V231H1V233H0V237H2L1 239L2 240H4V242L6 243V241H5V239H4V237L6 236V235H8V234H6ZM250 229H252V230H250ZM257 230V231H256ZM3 231V232H2ZM4 234H6V235H4ZM223 234V233H222ZM3 235H4V237H3ZM9 236V235H8ZM222 236H224V234L222 235ZM249 238H248V237ZM246 237H247V239H246ZM10 238H11V236H10ZM222 238H224V237H222ZM231 239V237L229 236H227V237H225L224 238V240L222 239V241L224 242L223 244H226L227 243V239ZM245 239L247 240V241H245ZM229 241V240H228ZM248 242H247V244H248ZM222 244V245H223ZM228 245H229V242L227 243ZM226 244V245H227ZM246 244V245H247ZM236 245H232V249L234 248V247H236ZM244 245V244H243ZM248 245V246H249ZM224 247H225V245H224ZM225 249V248H224ZM230 249H231V247H230ZM1 250H3V248L2 249H0V251ZM5 252V251H4ZM4 252H0V255L2 256L3 254H4ZM192 255H194V254H192ZM1 256H0V261H2V258H1ZM27 256H26V253H21V258H26ZM200 260V259H199ZM198 260V261H199ZM203 260V259H202Z\"/></svg>",
    "mask_w": 264,
    "mask_h": 264
}]
</instances>
